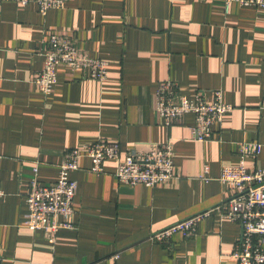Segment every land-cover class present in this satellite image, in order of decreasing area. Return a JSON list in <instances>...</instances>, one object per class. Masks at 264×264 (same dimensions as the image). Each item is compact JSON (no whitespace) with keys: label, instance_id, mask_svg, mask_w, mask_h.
Here are the masks:
<instances>
[{"label":"crops","instance_id":"obj_1","mask_svg":"<svg viewBox=\"0 0 264 264\" xmlns=\"http://www.w3.org/2000/svg\"><path fill=\"white\" fill-rule=\"evenodd\" d=\"M54 32L107 60L108 78L61 64L58 83L43 94L34 77L44 67L43 41ZM168 78L188 97L202 91L212 99L220 89L233 106L212 140L192 138L190 113L164 125L156 91ZM100 139L118 142L123 154L137 143L170 139L178 177L132 186L116 178L114 160L95 173L82 156L72 172L75 228L61 229L51 243L26 226L34 169L51 183L68 150ZM253 142L261 152L242 156L241 146ZM242 161L264 167V8L232 3L226 11L223 0H67L42 15L34 2L2 3L1 264H237L243 227L222 206L238 191L219 177L224 166ZM207 210L195 235L151 238Z\"/></svg>","mask_w":264,"mask_h":264},{"label":"built area","instance_id":"obj_2","mask_svg":"<svg viewBox=\"0 0 264 264\" xmlns=\"http://www.w3.org/2000/svg\"><path fill=\"white\" fill-rule=\"evenodd\" d=\"M14 1L20 5L34 2L42 15L51 9L63 8L67 0H0L2 3ZM226 11L232 3L264 8V0H223ZM70 35L50 33L43 43L42 54L45 57L43 69L34 77L45 95L52 93L58 83L57 67L61 64L73 70L88 69L89 77L105 80L109 74V62L99 57L88 56L77 46ZM158 115L164 125L170 127L186 114H193L195 121L191 128V136L198 141L214 138L215 125L222 122L225 113L232 105L223 99L220 89L213 91L212 99L199 91L194 97L179 92L178 83L168 78L161 81L156 91ZM263 145L258 142L244 143L241 146L242 156L259 154ZM91 159V171L104 172V162L114 160L117 164L115 176L129 185H156L177 176L173 160V144L170 139L163 143H137L122 153L118 142L104 139L86 145L85 149L74 147L65 154L59 165V176L51 183H43L38 176V167L30 181V189L26 202V226L31 230L43 231L49 242L55 243L57 233L61 229H73L74 198L78 182L72 172L79 168L82 156ZM219 180L238 194L222 206V214L243 227L242 235L236 243L233 257L237 264H264V167L249 169L244 161L237 165L222 168ZM4 190L0 185V198ZM213 210V209H212ZM212 210L198 213L192 217L174 223L152 235V239L160 242L169 241L176 233L184 237L196 234L199 222L211 215ZM0 246V264L2 262Z\"/></svg>","mask_w":264,"mask_h":264},{"label":"rangeland","instance_id":"obj_3","mask_svg":"<svg viewBox=\"0 0 264 264\" xmlns=\"http://www.w3.org/2000/svg\"><path fill=\"white\" fill-rule=\"evenodd\" d=\"M32 3V2H31ZM49 36V35H48ZM48 36H46V38L44 39V41L47 39V37ZM44 41H43V43H44ZM73 41L74 42H76V39H73ZM42 47H43V45H42ZM42 47H41V52H42ZM79 50H81V49H79ZM82 52H84L85 54H87L85 51H83V50H81ZM88 55V54H87ZM88 56H90V55H88ZM84 69V68H83ZM78 70H82V69H78ZM98 80V79H97ZM103 81V80H102ZM156 105H157V99H156ZM157 111V110H156Z\"/></svg>","mask_w":264,"mask_h":264}]
</instances>
